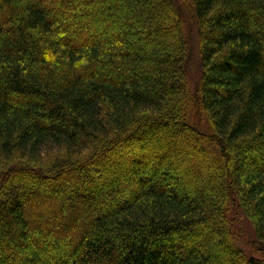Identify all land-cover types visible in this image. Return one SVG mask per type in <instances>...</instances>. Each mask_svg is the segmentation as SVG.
<instances>
[{
    "label": "trees",
    "instance_id": "1",
    "mask_svg": "<svg viewBox=\"0 0 264 264\" xmlns=\"http://www.w3.org/2000/svg\"><path fill=\"white\" fill-rule=\"evenodd\" d=\"M0 264H264V0H0Z\"/></svg>",
    "mask_w": 264,
    "mask_h": 264
},
{
    "label": "rangeland",
    "instance_id": "2",
    "mask_svg": "<svg viewBox=\"0 0 264 264\" xmlns=\"http://www.w3.org/2000/svg\"><path fill=\"white\" fill-rule=\"evenodd\" d=\"M186 34L189 36V44L191 46L190 51V62L187 66V76H188V89L190 92L193 91L196 83L199 80L200 76V67H199V56L198 50L196 47V39L194 34V29L186 23L185 26ZM196 120V117H195ZM200 126H203L202 122H199ZM232 222L234 229L237 231V243L246 253H252L254 247L252 246L254 240V231L252 225L248 220L240 213L232 215Z\"/></svg>",
    "mask_w": 264,
    "mask_h": 264
}]
</instances>
